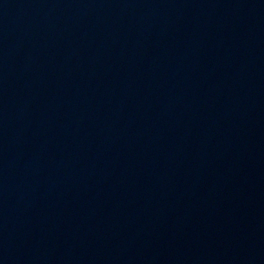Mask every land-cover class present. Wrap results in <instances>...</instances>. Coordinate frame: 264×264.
<instances>
[{"label": "water", "instance_id": "1", "mask_svg": "<svg viewBox=\"0 0 264 264\" xmlns=\"http://www.w3.org/2000/svg\"><path fill=\"white\" fill-rule=\"evenodd\" d=\"M142 264H264V0H122Z\"/></svg>", "mask_w": 264, "mask_h": 264}]
</instances>
